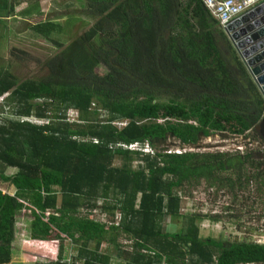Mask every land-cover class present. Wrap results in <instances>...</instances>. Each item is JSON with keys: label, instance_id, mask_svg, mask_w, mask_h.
<instances>
[{"label": "trees", "instance_id": "16d2710c", "mask_svg": "<svg viewBox=\"0 0 264 264\" xmlns=\"http://www.w3.org/2000/svg\"><path fill=\"white\" fill-rule=\"evenodd\" d=\"M78 1L94 23L69 45L55 37L62 22L31 26L64 48L46 62L45 77L18 82L0 67V180L16 190L0 187V264L12 262L25 209L31 238H68L76 252L69 262L61 243L56 261L36 264H113L109 247L123 264H264V244L202 237L203 217L183 214L181 195L202 179L223 187L226 172L236 174L226 177L232 188L245 184V170L264 186V154L159 147L173 138L197 148L213 135L250 131L264 141V97L219 22L202 0ZM33 12L26 15L42 14ZM70 109L77 122L67 120ZM131 144L140 149L120 146ZM99 208L109 222L81 215ZM178 219L185 223L176 232L166 230ZM123 235L131 250L119 244Z\"/></svg>", "mask_w": 264, "mask_h": 264}, {"label": "rangeland", "instance_id": "374dc122", "mask_svg": "<svg viewBox=\"0 0 264 264\" xmlns=\"http://www.w3.org/2000/svg\"><path fill=\"white\" fill-rule=\"evenodd\" d=\"M24 5L26 9L30 6L33 7L34 12L37 8L42 12L41 15L27 16L26 25L18 19L12 18L14 21V31L10 35L4 33V26H0V67L11 72L18 82L26 79H39L45 77V64L46 62L59 54L64 48H58L57 45L46 38H36L31 26L45 22L49 19H56L62 22L65 26L64 33L55 35L58 41L69 45L72 40L80 36L93 25L94 21L89 19L83 13L82 3L78 0H26ZM37 6V7H34ZM23 7V6H22ZM21 7V8H22ZM17 10H20L16 7ZM73 15V17H71ZM76 20H79L76 22ZM81 20V21H80ZM20 22V23H17ZM85 22V23H82ZM11 30V22H2ZM25 52L26 55H23ZM100 72L106 71L105 66L98 67ZM3 102V97L0 98V104ZM8 113V111H7ZM68 121L70 123L78 121V114L74 110H69ZM74 119V121H73ZM36 124H44L43 121L30 120ZM76 121V122H77ZM254 132H248L245 136L239 135H213L206 139H202L199 143V149L186 148L181 146L179 141L171 138L165 146L168 150L179 151H196V152H229V153H246L248 151L259 154H264V141L259 138H254ZM131 150H138L136 147ZM162 150V149H160ZM144 153L155 152L150 146H145ZM140 161H135L133 167L137 166ZM120 162L115 161V165L119 166ZM253 170H245L243 175L242 187H230L231 182L226 179L231 176L232 179L236 178L234 172H226L221 175L223 180V187L220 184L215 186H208L203 179L197 186L192 188H185L182 192V213L183 214H198L203 217L199 223L200 234L204 238L221 239L224 242L235 241L236 239H248L257 244H264V191L260 193L259 189L263 188L260 182L255 179H249L248 175ZM7 175H12L16 169L8 168ZM220 180V176L218 175ZM239 183V182H238ZM0 187L9 194H15L14 188L0 180ZM237 195V198L234 197ZM101 204V203H100ZM82 216H91L92 218L107 223L112 218L110 214L104 211L103 208L95 209L93 212L84 211ZM220 216L218 221H212L211 216ZM119 215L115 220L117 221ZM31 214L28 209L22 212L18 217L15 226V249L12 256V262L8 264H36L38 262H47L57 260L59 246L61 243L65 246L64 256L67 260H71L76 255L72 249V241L65 238L61 240H50L44 242L34 240L30 237L31 227ZM183 219H178L166 222V230L176 232L181 224H184ZM119 244L124 246L126 250H131L132 241L124 235L119 238ZM108 245L103 246V250H107ZM110 252L114 255L113 264H123L122 259L117 256L120 253L119 249L109 247Z\"/></svg>", "mask_w": 264, "mask_h": 264}, {"label": "water", "instance_id": "95a60500", "mask_svg": "<svg viewBox=\"0 0 264 264\" xmlns=\"http://www.w3.org/2000/svg\"><path fill=\"white\" fill-rule=\"evenodd\" d=\"M250 19L257 20L253 24L247 25L240 33H235L231 39L240 51L241 56L247 58V66L251 70V74L257 78L260 91L264 96V3L257 6L254 11L242 15L228 30H233L235 26L247 23ZM263 126L264 120L262 122ZM262 235H264V232ZM240 241L249 242L244 239Z\"/></svg>", "mask_w": 264, "mask_h": 264}, {"label": "built area", "instance_id": "2783aa9c", "mask_svg": "<svg viewBox=\"0 0 264 264\" xmlns=\"http://www.w3.org/2000/svg\"><path fill=\"white\" fill-rule=\"evenodd\" d=\"M202 2L212 14V16L219 22L220 26L229 34L230 37H232L235 33H240L241 30L244 29L247 25L253 24V22L257 19H250L247 23H242L239 26H235L233 30H228V28L232 24H235L242 15L254 11L257 6L264 3V0H202ZM242 59L247 65V58L242 57ZM249 71L251 72L250 69ZM254 78L257 81V78ZM127 124L128 123L126 121L113 122V125L119 129L127 126ZM120 146L123 148H128L129 150L134 147L138 149L137 144Z\"/></svg>", "mask_w": 264, "mask_h": 264}, {"label": "crops", "instance_id": "0c3cea01", "mask_svg": "<svg viewBox=\"0 0 264 264\" xmlns=\"http://www.w3.org/2000/svg\"><path fill=\"white\" fill-rule=\"evenodd\" d=\"M26 3V0H0V26H4V33L10 35L11 31H14L13 28H16L14 26V21L16 19H18L19 21H22L25 25H26V21H27V15H26V6L24 5ZM23 6V7H22ZM16 7H18L20 10H17ZM22 7V8H21ZM29 9H33V7H29ZM35 13V12H33ZM37 13V12H36ZM38 15V14H37ZM31 16H35V15H31ZM12 18H14L15 20H12ZM2 22H6V23H10L11 22V30L9 29V27L5 26ZM20 23V22H17ZM221 27V26H220ZM222 28V27H221ZM17 29V28H16ZM223 29V28H222ZM224 30V29H223ZM225 31V30H224ZM226 35L228 36V38L230 39L232 45L234 46V49L236 50L238 56L240 57L241 61L244 63L245 67L247 68L248 72L250 73L251 77H253L254 81L256 82V84L258 85L257 81L255 80L253 74H251V72L249 71L248 66L245 64V62L242 59V56L239 52V50L236 48L234 41L231 39V37L229 36V34L225 31ZM259 86V85H258ZM262 94V92H261ZM263 95V94H262ZM264 97V96H263ZM264 120V119H263ZM263 122V121H262ZM262 122L260 123L259 127L261 129L262 127ZM199 145V144H198ZM184 148H187L184 147ZM13 187V186H12ZM14 188V187H13ZM15 190V188H14ZM16 192V190H15ZM14 192V193H15ZM14 195V194H12ZM15 249V241L13 243V252Z\"/></svg>", "mask_w": 264, "mask_h": 264}, {"label": "flooded vegetation", "instance_id": "af4514ba", "mask_svg": "<svg viewBox=\"0 0 264 264\" xmlns=\"http://www.w3.org/2000/svg\"><path fill=\"white\" fill-rule=\"evenodd\" d=\"M258 131H260V134H261V136L263 137V139H264V126L263 127H261V129L260 128H258ZM240 241L239 239H236L235 238V241ZM244 240H248L249 242H251V239H250V237L248 238V239H244Z\"/></svg>", "mask_w": 264, "mask_h": 264}, {"label": "clouds", "instance_id": "9594fccd", "mask_svg": "<svg viewBox=\"0 0 264 264\" xmlns=\"http://www.w3.org/2000/svg\"><path fill=\"white\" fill-rule=\"evenodd\" d=\"M139 147V149H140V146H138ZM145 148V147H144ZM143 148V149H144ZM187 148H194V147H189V146H187ZM143 149H141V150H143ZM184 149H186V148H184ZM196 149H199V145H198V147L196 148ZM183 152H189V151H179L178 153H183ZM177 153V152H176Z\"/></svg>", "mask_w": 264, "mask_h": 264}, {"label": "bare ground", "instance_id": "6f19581e", "mask_svg": "<svg viewBox=\"0 0 264 264\" xmlns=\"http://www.w3.org/2000/svg\"><path fill=\"white\" fill-rule=\"evenodd\" d=\"M75 121H77V120H75ZM127 123H128V121H126ZM128 125V124H127Z\"/></svg>", "mask_w": 264, "mask_h": 264}]
</instances>
